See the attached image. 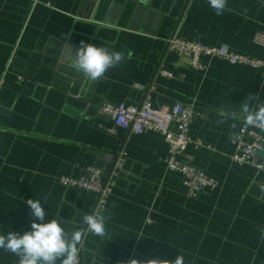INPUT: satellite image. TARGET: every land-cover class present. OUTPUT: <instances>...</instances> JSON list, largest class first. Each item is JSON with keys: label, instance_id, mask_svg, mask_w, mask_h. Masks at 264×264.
Returning <instances> with one entry per match:
<instances>
[{"label": "crops", "instance_id": "1", "mask_svg": "<svg viewBox=\"0 0 264 264\" xmlns=\"http://www.w3.org/2000/svg\"><path fill=\"white\" fill-rule=\"evenodd\" d=\"M227 3L231 10L216 15L207 0H0V74L11 61L0 90V234L31 230L30 198L40 199L44 223L59 217L66 229L81 228L95 195L58 178L81 175L91 164L107 169L123 150L103 214L108 234L85 235L80 264L173 261L177 255L184 264H264V202L258 200L264 172L232 161L229 140L249 94L264 101V74L214 57H204L207 67L199 70L188 55L166 50V38L177 30L264 58V47L252 40L264 24V4ZM81 41L121 51L125 59L104 78L87 80L72 67L67 49L76 51ZM159 65L176 76L155 78ZM153 78L155 105L183 101L201 109L191 136L203 144L187 150L221 180L219 187L188 196L181 174L167 168L161 133L105 128L112 121L99 113L100 103H138ZM18 260L0 250V264Z\"/></svg>", "mask_w": 264, "mask_h": 264}, {"label": "built area", "instance_id": "2", "mask_svg": "<svg viewBox=\"0 0 264 264\" xmlns=\"http://www.w3.org/2000/svg\"><path fill=\"white\" fill-rule=\"evenodd\" d=\"M31 2L34 5L40 0H31ZM47 4L49 5V3ZM252 40L264 47V24L254 31ZM166 50L188 55L190 65L199 70H204L207 67L203 60L204 57H214L226 60L231 64H243L258 68L264 74V58L238 53L226 43L211 45L187 39L180 36L177 30L166 38ZM10 63L7 70L10 68ZM6 71L0 74V90L5 83ZM158 75L169 78L176 76L175 73L160 65L155 70L154 77L156 78ZM155 89L156 82L153 78L152 82L143 89V97L138 103H112L109 101L100 103L99 113L112 121V124L105 128L114 133L119 129L128 133L146 131L161 133L168 145L165 156L167 168L181 174L188 196L196 197L202 190L219 187L221 180L200 168L195 162L194 154L187 150L190 143H193L195 147L203 144L201 139H194L191 136V125L197 117H201V109L193 102L183 101L155 105L152 100V93ZM243 120L244 116L239 127L229 133V140L235 148L230 158L238 164L249 165L258 172H264V130L247 126ZM125 156L126 152L120 150L112 155L111 163L107 169L91 164L85 167L81 175L63 174L58 180L64 186L93 192L95 198L88 213L96 211L104 214ZM80 260L81 254L79 255V264Z\"/></svg>", "mask_w": 264, "mask_h": 264}, {"label": "clouds", "instance_id": "3", "mask_svg": "<svg viewBox=\"0 0 264 264\" xmlns=\"http://www.w3.org/2000/svg\"><path fill=\"white\" fill-rule=\"evenodd\" d=\"M147 2L148 0H141V3L147 4ZM207 3L216 15L231 10L228 8L227 0H207ZM261 3L264 4V0H261ZM247 11L245 9L243 14H247ZM66 38L68 37L63 34V39ZM67 49L71 52L69 59L72 67L82 73L85 79L93 82L104 78L110 69L117 67L125 59V54L121 51H113L103 45L86 44L84 41L80 42L79 48L74 52L68 47ZM254 98L257 103L250 107L249 102ZM241 111L244 114L245 125L264 130V101L249 94L241 103ZM219 115L227 118L223 109L220 110ZM222 122L223 120L218 121V123ZM259 192L258 200L264 202V183L259 185ZM26 204L30 206L31 215L35 218L31 223V230L23 234L14 231L0 234V250L16 255L19 258L18 264H57L58 261L59 264H79L85 235L104 238L108 234L107 217L102 213L96 211L84 213L82 216L84 227L68 230L62 225L59 217L43 222L46 213L40 199H27ZM37 220L41 222L38 223ZM259 238L264 240V230L261 231ZM120 264H184V257L177 255L173 261L158 258L141 261L133 258Z\"/></svg>", "mask_w": 264, "mask_h": 264}]
</instances>
